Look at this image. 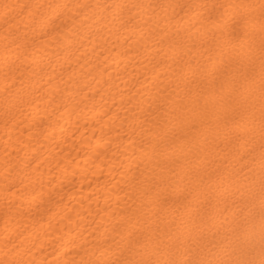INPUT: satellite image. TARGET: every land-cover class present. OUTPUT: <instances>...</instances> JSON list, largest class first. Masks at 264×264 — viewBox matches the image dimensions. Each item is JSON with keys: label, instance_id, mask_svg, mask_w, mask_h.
Returning <instances> with one entry per match:
<instances>
[{"label": "bare ground", "instance_id": "bare-ground-1", "mask_svg": "<svg viewBox=\"0 0 264 264\" xmlns=\"http://www.w3.org/2000/svg\"><path fill=\"white\" fill-rule=\"evenodd\" d=\"M0 264H264V0H0Z\"/></svg>", "mask_w": 264, "mask_h": 264}]
</instances>
